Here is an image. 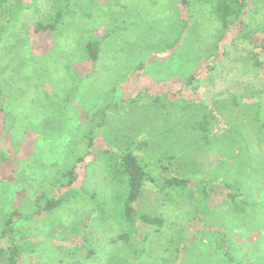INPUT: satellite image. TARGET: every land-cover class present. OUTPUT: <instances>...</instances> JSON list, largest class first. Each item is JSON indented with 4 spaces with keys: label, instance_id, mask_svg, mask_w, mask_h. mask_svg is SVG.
Listing matches in <instances>:
<instances>
[{
    "label": "rangeland",
    "instance_id": "obj_1",
    "mask_svg": "<svg viewBox=\"0 0 264 264\" xmlns=\"http://www.w3.org/2000/svg\"><path fill=\"white\" fill-rule=\"evenodd\" d=\"M191 1L188 14L179 0H37L0 41V224L29 217L13 227L17 264H233L208 228L221 225L225 191L202 188L246 155L231 121L252 156L264 147V0L226 31L207 0ZM57 14L56 32H35ZM90 37L101 42L93 66ZM205 114L216 124L203 129ZM128 151L154 181L133 207L161 228L122 220L127 180L110 154ZM159 162L168 178L186 175L185 196L165 189ZM41 195L62 202L35 215Z\"/></svg>",
    "mask_w": 264,
    "mask_h": 264
},
{
    "label": "trees",
    "instance_id": "obj_2",
    "mask_svg": "<svg viewBox=\"0 0 264 264\" xmlns=\"http://www.w3.org/2000/svg\"><path fill=\"white\" fill-rule=\"evenodd\" d=\"M37 0H0V41H2L12 28L18 23L19 16L22 11L34 8ZM182 7L186 12H191L192 1L191 0H179ZM212 7V14L216 19V22L220 24L222 30L226 31L229 27L233 26L236 22H239L244 15L249 0H207ZM189 14V13H188ZM54 18H44L46 22H37L34 26V30L37 33L41 32H56L60 25V17L53 16ZM99 40L95 37H90L84 44V53L86 59L89 61V65L93 66L98 58L100 52ZM0 94H2L0 86ZM247 110V109H246ZM0 115L2 128L5 125L4 105L0 104ZM104 115V113H103ZM257 115V114H256ZM205 114L204 120L199 123V127L206 129L208 126L216 124L213 119ZM257 117V116H256ZM258 118V117H257ZM213 119V120H212ZM258 119H256L257 122ZM104 120H99L98 125L102 126ZM255 124V123H254ZM255 124L254 126L256 127ZM244 125H236L235 121H231L228 128V135L237 137L238 143L242 148L244 144L246 155L239 158L238 161L233 162H220L216 174L209 173L206 178L207 184L202 188L204 195L209 192H215L214 189L219 188L225 192V211L218 216V221H222L220 226H215L213 223L208 225L211 231H214V235H218L223 245H226L227 250L222 254L226 257L228 262L233 264H243V261L236 262L237 255H243V259L253 264H264V147L259 151L258 155L252 156L248 152L246 138L250 135L241 132ZM241 129V130H240ZM92 137L87 136L89 140L88 148L93 146ZM216 142V140H214ZM143 143L139 144L143 146ZM228 150L236 148L230 147L227 144ZM232 153V152H231ZM230 153V154H231ZM113 154H110V163L121 171L127 180L128 193L124 202L123 217L122 220L127 224L132 225L137 221L140 224L161 228L163 221L158 218H153L145 214H139L134 209V204L140 197L142 192L143 183L149 179L153 181L149 172H146L139 163V158L133 151H128L123 156L114 158ZM80 159V158H79ZM109 160V159H108ZM160 175L163 186L165 183V189L178 190L181 195L185 196L186 184L189 179H186V175L179 172H174L171 178L166 177L165 173L168 171L169 163L159 162ZM74 167L70 168L66 175H68V187L75 179ZM218 179V180H217ZM0 174V184H1ZM159 190H163L161 187ZM39 196L35 200L37 205V211L35 215L41 214L44 211H49L59 206L62 200L54 199L47 201L46 204L41 205V198ZM205 214V213H204ZM34 215V214H33ZM30 216V218L33 217ZM29 217L22 216L18 211L9 213L4 217L3 222L0 224V264H17V257L22 249V243L14 239L15 230L13 227L15 224L23 219ZM215 223V222H214ZM255 235V233H258ZM216 233V234H215ZM254 236L250 240L251 236ZM121 239L125 236H119ZM7 241L5 245L2 241ZM217 248V247H215Z\"/></svg>",
    "mask_w": 264,
    "mask_h": 264
}]
</instances>
